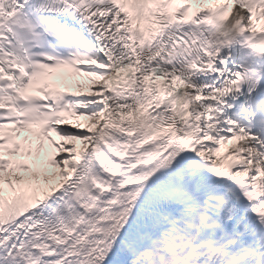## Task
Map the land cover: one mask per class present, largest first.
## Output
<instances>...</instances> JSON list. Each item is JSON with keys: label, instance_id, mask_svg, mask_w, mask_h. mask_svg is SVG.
Listing matches in <instances>:
<instances>
[{"label": "snow or ice", "instance_id": "snow-or-ice-1", "mask_svg": "<svg viewBox=\"0 0 264 264\" xmlns=\"http://www.w3.org/2000/svg\"><path fill=\"white\" fill-rule=\"evenodd\" d=\"M0 264H264V0H0Z\"/></svg>", "mask_w": 264, "mask_h": 264}]
</instances>
